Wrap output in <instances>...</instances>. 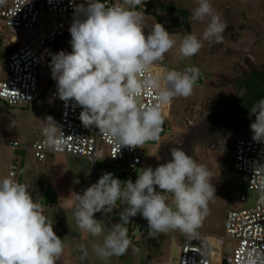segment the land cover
<instances>
[{
  "label": "clouds",
  "instance_id": "clouds-1",
  "mask_svg": "<svg viewBox=\"0 0 264 264\" xmlns=\"http://www.w3.org/2000/svg\"><path fill=\"white\" fill-rule=\"evenodd\" d=\"M72 3V50L51 54L49 64L59 99L75 101L82 108L81 123L110 137L119 151L159 140L165 124L163 107L175 98L193 94L201 77L199 69L151 73L152 65L162 62L176 41L158 22L145 34L144 15L137 10L144 0H120L111 6L103 0ZM197 5L189 19L203 22L207 18L203 40L223 42L227 25L214 11L211 0H197ZM202 47V40L190 33L180 41L179 53L181 58L191 57ZM146 94L153 95L151 104L142 102ZM249 115L255 116L250 124L253 141L264 143V98L253 104ZM42 123L45 146L61 150L69 136L65 137L51 115ZM258 171L264 172V165L257 164L254 173ZM211 181L207 166L174 147L171 160L155 168H142L134 182L105 172L82 194L74 193L73 216L81 232L103 237L102 242L92 244L99 259L119 257L130 246L125 225L138 214L147 221L153 237L169 231L195 237L209 215V201L216 197ZM29 187L12 175L0 179V264H57L63 254L64 239L55 233L52 220ZM257 188L258 203L264 205V176ZM118 200L124 205L119 222L105 235L102 220L94 215L103 212L106 216ZM80 251L81 259H86L88 251L83 244ZM239 264H264V246L247 249Z\"/></svg>",
  "mask_w": 264,
  "mask_h": 264
},
{
  "label": "rangeland",
  "instance_id": "rangeland-1",
  "mask_svg": "<svg viewBox=\"0 0 264 264\" xmlns=\"http://www.w3.org/2000/svg\"><path fill=\"white\" fill-rule=\"evenodd\" d=\"M144 1L147 2V5L142 3L137 10L144 15L145 34L147 35L152 26L157 23V19L161 18V24L168 28L166 30L172 34V38L176 41V45L165 54L164 60L152 65L155 75L165 74L169 70L184 72L189 67H196L205 78L203 85L196 84L192 95L187 98H175L167 105L165 129L161 132L159 140L146 142L142 148H139V152L146 159L147 166L153 168L171 160V149L174 147L181 148L187 155L196 159L198 163L207 166L212 173L211 183L216 189V197L208 204L209 215L204 219L195 237H189L179 231H169L153 237L149 235L147 221L139 214L132 217L130 223L125 225L135 249H137V245L139 247L144 245L143 242L148 247L150 246V250L146 248L145 251V247L143 251L140 250L141 254L137 255L139 260L141 259L140 262L142 261L143 264H179L183 244L187 242L199 243L203 238H223L227 213L232 209L254 206L258 203L259 192L247 188L242 174L233 167V157L224 153L226 145L231 144L236 139L252 138V132L249 127L241 126L236 127L235 130L225 128L224 131L219 130L217 126L213 128L214 122L220 113L218 112V103L220 101L229 103V98L232 96L231 87L225 85L223 80L230 79L233 74L238 72L235 65L237 57L227 52V49H229L227 42L225 43L223 39L220 45L223 51L220 52L215 46L219 43L214 40H203L202 34L207 26V18L203 22L190 19L191 30L188 33L178 23L180 18L177 15L170 16L169 13L159 9L161 6L185 9L190 13L191 18L194 9L198 6L197 0ZM115 2H120V0H115ZM211 3L214 11L220 15L225 23L234 7L246 12L248 22L263 37V40L253 47L250 54L256 62L264 63V19L260 18L258 12V10L262 11V16H264V0H211ZM171 19H175L176 22L173 23ZM71 23V20L63 19L61 28L67 35L59 39L58 47H56V44L42 46L41 78H46L44 70L46 66L49 67L51 54L61 50L71 52V36L68 34ZM190 33L197 35L202 40L203 47L196 55L181 58L179 53L180 41ZM17 34L13 29L0 24V77L4 78L7 75L5 70L6 54L20 47L21 38L17 37L18 40H12L13 36ZM5 40L12 41L13 48L7 50ZM241 56L242 54L239 57ZM209 76L218 77L222 83L213 85ZM41 101V103H39L40 101L37 102L33 109L28 106L9 107L0 101V112L2 114L5 112L10 113V117L7 116L8 119L6 118L7 125L12 123L15 129L28 130L29 127L43 126L42 120L46 116L51 115L55 119L57 118L58 109L48 102L46 104L44 100ZM97 163L99 166L96 170L94 183L107 172V163L101 160ZM109 166H114V164H109ZM117 168L121 170V173L117 176L121 181L133 179L129 174H125L121 167ZM241 195L246 196L245 202L240 201ZM169 199H171V196H169ZM113 207L118 215L111 211V217L118 219L124 205L118 200ZM149 242H151V245ZM234 244V241L224 238L225 255L231 253ZM131 254L129 253L134 261Z\"/></svg>",
  "mask_w": 264,
  "mask_h": 264
},
{
  "label": "built area",
  "instance_id": "built-area-1",
  "mask_svg": "<svg viewBox=\"0 0 264 264\" xmlns=\"http://www.w3.org/2000/svg\"><path fill=\"white\" fill-rule=\"evenodd\" d=\"M83 2L84 0H75V3ZM103 2L111 6L115 0ZM73 13L72 0H3L0 3V24L18 33L12 38L13 41L18 40L17 37L21 38L20 47L7 56V75L0 78L1 102L9 107L32 106L39 95L42 46L54 45L66 34L61 28L63 19L73 21ZM5 45L8 49L13 48L12 41L5 40ZM150 71L155 74L152 67ZM46 94H57L56 82L52 77ZM153 99L152 94H146L142 102L151 104ZM60 103L57 123L61 125L65 137H69L61 150L53 151L45 146L44 137L40 133L32 145L34 156L39 161L58 154L86 157L95 165L101 160L108 165L121 167L125 174L133 177V182L141 169L148 167L139 148L133 150L122 147L119 151L112 139L99 133V129L85 127L79 118L82 108L75 101L60 100ZM167 111L168 107L165 105L164 115ZM10 145L15 149L19 147V142L13 141ZM224 153L233 157V167L242 174L247 188L259 192L257 185L264 172L258 171L255 174L254 168L257 164L264 165V143H257L252 138H240L226 145ZM19 168V163L15 162L9 169V175L14 176L17 181ZM240 200L246 201V196L241 195ZM128 238L129 248L136 253L131 237ZM224 238L235 242L231 253L227 255L224 254ZM257 245L264 246V205L259 203L230 210L223 238H205L201 244L185 243L181 248L179 264H239L243 253ZM215 257L224 259L215 261Z\"/></svg>",
  "mask_w": 264,
  "mask_h": 264
},
{
  "label": "crops",
  "instance_id": "crops-1",
  "mask_svg": "<svg viewBox=\"0 0 264 264\" xmlns=\"http://www.w3.org/2000/svg\"><path fill=\"white\" fill-rule=\"evenodd\" d=\"M7 56L8 54H6V59ZM45 70L46 78L40 77L39 95L29 108L33 109L37 102L41 103V100H44L46 104L49 103L58 109L57 118H54L57 122L61 103L57 94L52 96L46 94V88L51 78V69L46 66ZM7 116L9 118L10 113L2 114L0 112V179L9 176V169L13 163H19L18 181L30 186L29 190L34 200L42 205L44 214L52 220L55 233L64 239V251L57 264H141L142 261L140 262L141 259L139 260L137 255L141 254L144 247L145 251L146 248L150 250V246L145 245V242H143L145 246H136V253L133 252V249L128 248L126 253L119 257L113 256L107 260H101L93 252L92 244L102 242L103 237H92L77 228L72 208L74 193L82 194L84 189L94 183L98 163L95 165L89 158L66 154L49 155L43 161H39L34 156L32 145L38 139L43 126L29 127L28 130L15 129L11 122L7 125ZM13 141L19 142L18 148L11 147L10 143ZM76 180L79 183H76ZM112 212L118 215L114 207ZM94 218L102 220L105 235L112 224L119 222V218L111 217V212L106 216L103 212L96 213ZM204 239L194 244H201ZM82 244L88 251L86 259H81L80 245ZM149 244L151 245V242ZM129 253H132L131 256L135 262ZM223 259L224 257H215V261Z\"/></svg>",
  "mask_w": 264,
  "mask_h": 264
},
{
  "label": "flooded vegetation",
  "instance_id": "flooded-vegetation-1",
  "mask_svg": "<svg viewBox=\"0 0 264 264\" xmlns=\"http://www.w3.org/2000/svg\"><path fill=\"white\" fill-rule=\"evenodd\" d=\"M159 9L165 13H169L170 16L177 15L176 13L167 12L166 6H161ZM258 12L260 13V18L263 20L262 11L258 10ZM247 17L248 15L244 10L234 7L228 16L227 27L223 32V39L229 47L227 52L237 57L235 65L238 72L233 74L230 79L223 80L225 85L231 87L232 96L229 98V103H225L224 101L218 103V112L220 113L214 122L213 128L217 126L221 131H224L225 128L235 130L238 126L250 128V124L255 120L254 115H249L250 109L255 102L264 98V63L256 62L250 54L253 47L259 44L263 40V37L252 27ZM171 20L173 23L176 22L174 21L175 19ZM157 22L161 23V18L157 19ZM178 23L181 25V18ZM165 29L168 28L165 27ZM220 45L221 43L215 46L222 52L223 48ZM241 54L242 56L239 57ZM200 76L197 84L203 85L205 78L201 74ZM209 79L213 85H220L222 83L216 76H209Z\"/></svg>",
  "mask_w": 264,
  "mask_h": 264
},
{
  "label": "water",
  "instance_id": "water-1",
  "mask_svg": "<svg viewBox=\"0 0 264 264\" xmlns=\"http://www.w3.org/2000/svg\"><path fill=\"white\" fill-rule=\"evenodd\" d=\"M112 2L114 0H111ZM166 11L170 12V13H176L180 18H181V25L182 27L187 31L190 32L191 30V25H190V13L185 10V9H181V8H177V7H166ZM163 131L165 129V125L162 126ZM107 172H111L114 176V178H117V176L120 174V170L115 167V166H109L106 169Z\"/></svg>",
  "mask_w": 264,
  "mask_h": 264
},
{
  "label": "trees",
  "instance_id": "trees-1",
  "mask_svg": "<svg viewBox=\"0 0 264 264\" xmlns=\"http://www.w3.org/2000/svg\"><path fill=\"white\" fill-rule=\"evenodd\" d=\"M144 4L147 5V2L144 1ZM146 12L149 13L148 10H146ZM158 21H159V20H158ZM68 34H70V33H68ZM65 35H67V33H66ZM65 35H64V36H65ZM58 46H59V41L56 43V47H58ZM108 167H109V165H107L106 169H107Z\"/></svg>",
  "mask_w": 264,
  "mask_h": 264
}]
</instances>
